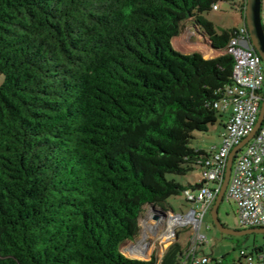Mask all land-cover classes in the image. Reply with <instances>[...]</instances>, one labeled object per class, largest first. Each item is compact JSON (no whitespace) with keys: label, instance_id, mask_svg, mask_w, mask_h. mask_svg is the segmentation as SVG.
<instances>
[{"label":"trees","instance_id":"1","mask_svg":"<svg viewBox=\"0 0 264 264\" xmlns=\"http://www.w3.org/2000/svg\"><path fill=\"white\" fill-rule=\"evenodd\" d=\"M219 2L245 20L247 0H0V264H179L180 239L121 246L208 155L235 62ZM187 25L221 54L176 50Z\"/></svg>","mask_w":264,"mask_h":264},{"label":"built area","instance_id":"2","mask_svg":"<svg viewBox=\"0 0 264 264\" xmlns=\"http://www.w3.org/2000/svg\"><path fill=\"white\" fill-rule=\"evenodd\" d=\"M213 9H219V5H214ZM224 52L235 60L232 83L219 90L220 98L214 102V107L228 115L226 130L220 144L207 150L208 155L202 161V186L195 185L183 191L192 208L187 213L153 208L141 219L142 226L149 218L151 230L165 226L163 231L158 232L157 240L167 241L169 245L180 239L182 230L188 231V241L179 264H225L222 260H212V256L204 250L209 239L202 227L203 219L220 192L232 150L255 127L264 97V62L251 42L245 20L243 25L236 27ZM225 197L236 203L237 221L241 226H264V120L255 135L237 151ZM154 216L157 219L151 222ZM141 247L145 259L150 258L153 253L150 251L151 244L147 243H132L129 253ZM231 264H264V247L242 250L240 261Z\"/></svg>","mask_w":264,"mask_h":264},{"label":"rangeland","instance_id":"3","mask_svg":"<svg viewBox=\"0 0 264 264\" xmlns=\"http://www.w3.org/2000/svg\"><path fill=\"white\" fill-rule=\"evenodd\" d=\"M218 5L219 9H213L206 13L205 16L216 25L219 31L243 25L244 20L238 3L219 2ZM262 18L264 24L263 15ZM172 44L176 50L185 54L200 51L207 59L221 54V51L212 49L208 40L190 25H187L179 36L173 38ZM4 81L5 75L0 72V85ZM227 117L228 115L223 114L215 125L210 126L208 131H196L195 137L191 143L192 146L198 149L209 150L212 146L220 144L222 134L226 130L225 125ZM173 177L186 186H189V184L195 186L196 184H199L201 180L200 168L192 170L185 176L173 175ZM210 185L212 186V184ZM168 203L177 213H187L192 208V205L187 201L183 192L178 195L170 196ZM236 208V203L225 197L219 207L220 218L231 228H247L248 226H241L238 223ZM145 220L146 221L142 223V230L139 238L136 241L123 244L121 246V251L126 256L145 259L146 255H143V257L138 256V253H143L144 249L134 248L132 249V253H129V248L132 243H137L138 245H145V243H147L151 244L150 251H152L153 254H157L159 258H161L169 244L167 241H163L162 239L160 241L157 240V236L158 232L160 233L165 229V226L162 225L159 230L157 228L151 230L148 226L149 218ZM202 227L209 239V243L204 246L205 251L213 258L222 260L225 264H231L234 261L239 262L242 256V250L264 247V233H251L242 236L224 235L221 238V233L214 224L211 209L206 212ZM187 232V230H182L180 234V241L184 246L188 241Z\"/></svg>","mask_w":264,"mask_h":264},{"label":"water","instance_id":"4","mask_svg":"<svg viewBox=\"0 0 264 264\" xmlns=\"http://www.w3.org/2000/svg\"><path fill=\"white\" fill-rule=\"evenodd\" d=\"M245 23L250 33L251 42L254 45L256 51L262 57L264 62V24L262 18V0H247L245 7ZM263 120H264V97L261 103V109L255 127L250 132V134L232 150L229 156V161H228V166L225 173L224 181L222 183L220 192L215 200V203L213 204V207L211 209L214 224L220 231L221 238L224 234L231 236H242L251 233H264V226L247 227L244 229H234L230 227H224L219 217V207L225 198L226 190L232 173L235 155L237 151L241 147H243L245 143H247L255 135L257 130L262 126ZM197 186H202V184L199 183ZM156 219L157 216H154L151 222H154Z\"/></svg>","mask_w":264,"mask_h":264},{"label":"flooded vegetation","instance_id":"5","mask_svg":"<svg viewBox=\"0 0 264 264\" xmlns=\"http://www.w3.org/2000/svg\"><path fill=\"white\" fill-rule=\"evenodd\" d=\"M220 217V216H219ZM220 221H221V223L223 224V226L224 227H230L229 225H227L221 218H220ZM231 228V227H230ZM224 235H227V234H224ZM223 235V236H224ZM229 236H231V235H229Z\"/></svg>","mask_w":264,"mask_h":264},{"label":"bare ground","instance_id":"6","mask_svg":"<svg viewBox=\"0 0 264 264\" xmlns=\"http://www.w3.org/2000/svg\"><path fill=\"white\" fill-rule=\"evenodd\" d=\"M142 248V247H141ZM138 256H142L143 257V253H138Z\"/></svg>","mask_w":264,"mask_h":264},{"label":"crops","instance_id":"7","mask_svg":"<svg viewBox=\"0 0 264 264\" xmlns=\"http://www.w3.org/2000/svg\"><path fill=\"white\" fill-rule=\"evenodd\" d=\"M197 185H198V184H196V186H197ZM171 207H172V206H170V208H169V209H170V210H173ZM204 250H205V249H204Z\"/></svg>","mask_w":264,"mask_h":264}]
</instances>
